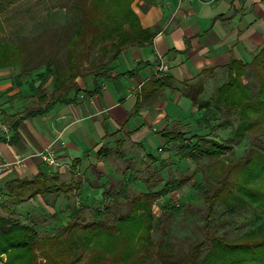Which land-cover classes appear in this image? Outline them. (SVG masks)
Listing matches in <instances>:
<instances>
[{
    "label": "trees",
    "instance_id": "obj_1",
    "mask_svg": "<svg viewBox=\"0 0 264 264\" xmlns=\"http://www.w3.org/2000/svg\"><path fill=\"white\" fill-rule=\"evenodd\" d=\"M11 1L0 0V12ZM131 1L75 0L79 14L75 35L76 44L80 46L76 48V56L72 59L74 72H55L49 67L44 68L46 72L34 75L39 81L36 89L39 100L44 101L49 97V101L43 105L30 106L24 113L7 114L5 122L14 134L26 117L41 114L56 103L74 100L80 91L77 77L86 80L91 76L93 89L86 92L94 94L99 90L101 80L112 78L110 65L125 47H142L152 42L158 26L143 28L130 8ZM156 2L143 0L141 8L146 10ZM19 50L16 45L7 44L2 38L0 68L18 67ZM84 63L89 66L88 71ZM250 64L255 71L256 90H252L246 81V68ZM224 69L226 81L215 88L208 100L198 98L202 85L195 84V87L190 88L184 84L182 90L198 109L205 111L203 120L207 121L206 124L214 121V129L231 128L227 136L221 139L219 145L204 140L202 136L190 144L182 141L174 155L178 161L188 158L194 162L204 157L208 161L216 159L221 162L222 151L228 145L237 144L246 134H254L250 147L245 148L236 160H231L227 169L222 171L223 174L210 184L211 195L206 197L204 224L211 233L207 232L202 239L194 240L184 252L177 255L165 235H160L158 240L151 236V231L161 226L160 220L156 222L152 213V202L181 187L184 183L181 179L176 183L166 180L161 189L154 191L152 180L155 174L151 172L145 182L147 191L130 197L129 186L137 178L124 173L116 181L107 179L101 183L98 186L101 193L97 199L89 203L84 201L81 206H77L74 201L81 197V180L67 184L61 182L55 172L38 171L30 177L12 178L0 186V264H156L154 258L171 264H264V46L252 56L249 63L231 56ZM34 71L21 69L14 75L13 83L16 86L26 84ZM51 76L53 80L48 91L43 86ZM164 82L165 77L153 78L147 86L160 89L165 85ZM70 92H73L71 97ZM139 108L138 102L133 113H137ZM167 135L170 133L162 134L163 137ZM181 135L178 132L174 137ZM122 143L116 140V145ZM109 152L103 147L99 149L100 156H106ZM147 156L153 163L161 161L162 168L167 161L152 154ZM232 175L234 178H231ZM48 194H63L68 200L72 197L74 201L72 204L67 203L62 210L66 217L64 222H58L53 228L39 234L36 229L40 224L38 219L28 216V213L21 219L22 214L16 211V207L24 197ZM216 202L223 204L225 212L231 215L250 205L257 211L256 219L259 222L234 238L217 235L210 218ZM123 206L125 211L120 212ZM181 207L178 206V211L182 210ZM80 213L84 216L88 214L91 219L81 221ZM53 218H57L55 213ZM44 223V227L48 226ZM99 236L121 239L126 245L122 249L98 248Z\"/></svg>",
    "mask_w": 264,
    "mask_h": 264
},
{
    "label": "crops",
    "instance_id": "obj_2",
    "mask_svg": "<svg viewBox=\"0 0 264 264\" xmlns=\"http://www.w3.org/2000/svg\"><path fill=\"white\" fill-rule=\"evenodd\" d=\"M142 4L143 0H133L130 7L143 28L158 26L152 42L125 47L110 65L112 78L101 80L96 93L86 92L93 89L92 80L89 83L77 77L80 91L74 100L26 117L16 134L10 128L9 138L0 136V164H8L0 167V186L12 178L49 170L57 173L61 182L81 180L78 204L97 199L101 183L116 181L127 172L121 169L117 155L100 156L101 147L112 148L120 140L124 142L122 151L139 146L142 152L151 154V150L146 152L147 141L169 144L162 134L172 133L171 124L182 132L189 131L190 121L175 112L171 114L166 109L167 100L180 111L185 108L199 112V127L204 114L183 94V85H202L198 98L207 99L215 91V79L227 78L224 66L231 56L248 63L264 46V0H157L146 10ZM160 61L168 64L166 72L158 71ZM39 72L36 69L26 83L33 88L31 93L36 92L39 81L34 75ZM162 77L165 85L160 89L147 86L153 78ZM7 78L0 77V94L20 93L13 80ZM48 80L52 81L53 76ZM138 102L140 108L133 113ZM148 117L162 127L147 129ZM204 126L208 127L206 123ZM47 148L56 156L57 166L43 163L36 155ZM158 150L163 151L162 147ZM19 159L21 164L16 162ZM31 201L24 198L16 211L26 214L32 208ZM64 202L67 204L66 199ZM59 213L63 220L65 215Z\"/></svg>",
    "mask_w": 264,
    "mask_h": 264
},
{
    "label": "rangeland",
    "instance_id": "obj_3",
    "mask_svg": "<svg viewBox=\"0 0 264 264\" xmlns=\"http://www.w3.org/2000/svg\"><path fill=\"white\" fill-rule=\"evenodd\" d=\"M78 19L79 14L75 6V0H12L6 4L0 12V40L3 38L5 43L14 44L20 49L18 57L20 65L18 67L0 68V77L3 79L10 77L13 80L14 75L21 69L30 71L37 69L40 72H46L44 68L49 67L55 72H74L72 59L76 56V48L80 46L76 44L75 35ZM84 66L88 71L89 66L86 63H84ZM246 71V81L249 87L252 90H256L257 81L254 67L250 64ZM226 79L225 77L215 79L214 87L216 88L225 82ZM77 80L80 81V77ZM86 80L90 83L92 77L88 76ZM32 81H35V79ZM51 82L47 80L44 84V88L48 91L51 90ZM18 87L20 93L15 96L0 94V120L3 122H5L7 114L14 112L24 113L30 106L43 105L49 101V97L44 101H40L38 93L35 91L31 93L33 88L30 87V84H23ZM210 97L211 95L204 100H208ZM167 102L168 106L166 109L171 114L175 112L176 115L187 118L192 127L188 128L189 131L182 132L180 128L171 124L169 130L173 131H170L172 132L170 135L165 136V140L169 144H160L154 140L147 141L146 148L148 149L146 152L149 153L151 150L153 156L160 159L166 158L164 161H167H165L163 168L160 165L161 161L153 163L152 159L147 156L148 154L142 152V148H139V146L128 147L127 150L124 148V151H122L123 142L121 145L114 144L112 148L105 144L106 146H103V150H110L109 154L117 155L120 158L121 169L127 171L125 175L131 174L137 178L135 183L129 186L130 197L147 191L145 182L148 181L151 172L155 174L152 180V190L154 191L161 189L166 180L175 181V183L180 179L183 180L184 183L177 190L160 196L156 201L152 202V213L156 222L160 220L161 226L153 229L151 236L154 240H158L160 235H165L166 240L173 245L174 252L177 255L184 252L194 240L202 239L207 232L211 233L207 231V227L204 224L207 214L206 197L211 195L210 184L223 174L222 171L227 169L231 160H236L241 156L245 148L250 147V141L254 134H246L237 144L228 145V148L222 151L221 162L216 161V159L208 161L204 157L194 162L188 158L178 161L174 155L182 141L185 144H190L197 142V138L202 136L204 140L219 145L222 143L221 139L227 136L231 128L225 130L214 129L212 127L216 123L214 121H211L210 124H207L208 127H205L206 120H203V122L201 120V125L198 127L199 112L193 113L185 108L180 111L174 103L169 100ZM201 111L204 114L203 116L206 117L205 111L203 109ZM145 127H149V129L155 127L156 130H159L162 124L153 122V119L148 117ZM178 132L182 135L177 138L174 137ZM158 147H162L163 151H159ZM168 150L173 152L167 154ZM130 153L132 154L131 157H125L126 154ZM126 166H128V169L125 168ZM231 178H234L233 175ZM31 199L32 208L30 206L27 213L28 216H34L40 222L36 227L39 234H42L45 229L53 228L58 222H64L66 217L61 220L63 217L59 213L62 211L63 205L66 204L64 199L69 204L74 201L72 197L68 200L63 194L36 195ZM74 202L77 206L82 204H78L77 201ZM121 202L124 204L123 200ZM179 205H182V210L178 211ZM249 206L247 205L246 208L231 215L225 212L223 204L216 202L210 215L211 223L216 228V234H224L228 238H234L248 228L258 224L259 221L256 219L257 211ZM124 207H121L120 212L125 211ZM84 210L86 213V209ZM54 213L57 217L56 219L53 218ZM26 214L21 215V219ZM62 214L64 213L62 212ZM85 215L80 213L79 218L83 222L91 219L88 214ZM44 222L48 226L44 227ZM219 223L222 225H219ZM125 245V241L121 242V239H106L102 236L97 238L98 248L114 247L115 249H122ZM154 260L156 264H171L164 260L160 261L157 258H154Z\"/></svg>",
    "mask_w": 264,
    "mask_h": 264
},
{
    "label": "built area",
    "instance_id": "obj_4",
    "mask_svg": "<svg viewBox=\"0 0 264 264\" xmlns=\"http://www.w3.org/2000/svg\"><path fill=\"white\" fill-rule=\"evenodd\" d=\"M158 59H161V56H159ZM168 68H169V66L167 63L162 62V61L159 62V64H158V71L159 72H166L168 70ZM9 132H10L9 125L0 120V136L9 138ZM36 155L39 156L41 161L47 165H50V166H57L58 165L56 156L48 148L37 152ZM16 162H18V164H21L22 160L19 159ZM6 165H8V164L2 163V164H0V167H4Z\"/></svg>",
    "mask_w": 264,
    "mask_h": 264
}]
</instances>
